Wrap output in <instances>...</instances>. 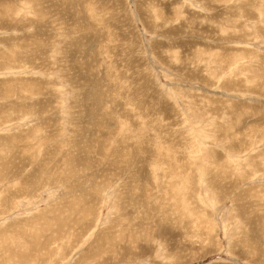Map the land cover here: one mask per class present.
Segmentation results:
<instances>
[{
    "label": "rangeland",
    "instance_id": "obj_1",
    "mask_svg": "<svg viewBox=\"0 0 264 264\" xmlns=\"http://www.w3.org/2000/svg\"><path fill=\"white\" fill-rule=\"evenodd\" d=\"M0 264H264V0H0Z\"/></svg>",
    "mask_w": 264,
    "mask_h": 264
}]
</instances>
